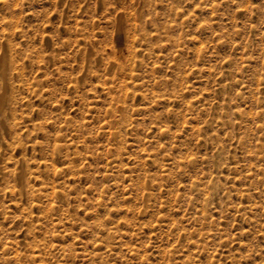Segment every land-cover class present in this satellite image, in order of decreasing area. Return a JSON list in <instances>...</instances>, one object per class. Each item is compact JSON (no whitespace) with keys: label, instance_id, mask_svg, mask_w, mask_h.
I'll return each mask as SVG.
<instances>
[{"label":"rangeland","instance_id":"obj_1","mask_svg":"<svg viewBox=\"0 0 264 264\" xmlns=\"http://www.w3.org/2000/svg\"><path fill=\"white\" fill-rule=\"evenodd\" d=\"M0 63V264H264V0H0Z\"/></svg>","mask_w":264,"mask_h":264},{"label":"bare ground","instance_id":"obj_2","mask_svg":"<svg viewBox=\"0 0 264 264\" xmlns=\"http://www.w3.org/2000/svg\"><path fill=\"white\" fill-rule=\"evenodd\" d=\"M3 56H6V55H3ZM3 59H4V58H3ZM6 60H7V59H6ZM2 62H3V61H2ZM1 64H2V63H0V66H1ZM6 64H7V63H6ZM6 64H5V60H4V62H3L2 65L4 66V65H6ZM0 68H1V67H0ZM1 69H2V70H1ZM1 69H0V70L3 71V67H2ZM4 69H5V67H4ZM2 73H3V72H2ZM2 73H1V75H3ZM4 75H5V73H4ZM4 77H5V76H4ZM4 95H5V94H4ZM1 97H2V96H1ZM3 97H4V96H3ZM18 180H19V179H18Z\"/></svg>","mask_w":264,"mask_h":264}]
</instances>
